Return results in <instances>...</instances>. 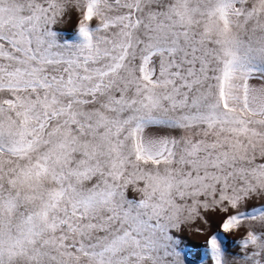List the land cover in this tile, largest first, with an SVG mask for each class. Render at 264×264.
Masks as SVG:
<instances>
[{
    "label": "snow or ice",
    "instance_id": "6c2138e0",
    "mask_svg": "<svg viewBox=\"0 0 264 264\" xmlns=\"http://www.w3.org/2000/svg\"><path fill=\"white\" fill-rule=\"evenodd\" d=\"M0 264H264V0H0Z\"/></svg>",
    "mask_w": 264,
    "mask_h": 264
},
{
    "label": "rangeland",
    "instance_id": "374dc122",
    "mask_svg": "<svg viewBox=\"0 0 264 264\" xmlns=\"http://www.w3.org/2000/svg\"><path fill=\"white\" fill-rule=\"evenodd\" d=\"M59 27L64 29L63 35L66 37H71L73 34V30L77 27V16L75 14H72L70 17L65 18V22L61 24ZM213 229L216 227V224H212ZM186 235L190 236V240L188 241V250L195 254L198 252V245L203 243L205 237L196 234L194 231L192 232H186ZM235 237H230L229 241H226V243H230L231 239ZM193 260L195 259V256L191 257Z\"/></svg>",
    "mask_w": 264,
    "mask_h": 264
}]
</instances>
